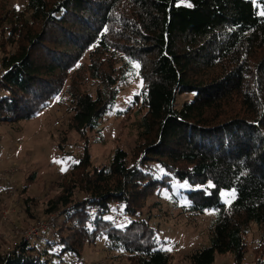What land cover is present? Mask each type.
Instances as JSON below:
<instances>
[{
  "label": "trees",
  "instance_id": "1",
  "mask_svg": "<svg viewBox=\"0 0 264 264\" xmlns=\"http://www.w3.org/2000/svg\"><path fill=\"white\" fill-rule=\"evenodd\" d=\"M136 67L143 86L120 112L134 115L133 150L98 165L85 144L50 180L61 192L44 214L57 217L0 243V264H83L89 247L171 264L149 209L161 202L147 206L165 190L184 212H214L190 264H215L218 253L264 264V0H0V125L57 100L66 133L100 136ZM67 142L62 133L61 150Z\"/></svg>",
  "mask_w": 264,
  "mask_h": 264
},
{
  "label": "rangeland",
  "instance_id": "2",
  "mask_svg": "<svg viewBox=\"0 0 264 264\" xmlns=\"http://www.w3.org/2000/svg\"><path fill=\"white\" fill-rule=\"evenodd\" d=\"M24 1L12 0V4L23 5ZM142 86L143 81L136 67L130 77L119 85L116 106L103 119L104 128L100 136L88 132L87 138L81 139L75 132L66 133L63 127L67 119L65 109L57 100L36 117L21 121L15 128L0 125V243L9 244L18 237L29 238L34 236L33 233L38 235L47 227L48 220L57 217V214H44L47 201L61 192L59 186L50 183V180L56 175H59L57 180L62 179L71 163L82 155L85 144H88L89 152L98 165L108 163L118 147L128 152L133 150L136 140L134 115L120 112L132 105ZM192 97V94H184L179 99L183 101ZM62 133L67 135L66 151L59 146ZM168 195L165 190L160 196H151L147 206L161 202L149 209L159 229V237L166 241V248L171 252V264H190L189 254L207 242L215 215L211 210L200 214L184 212L169 201ZM24 199L30 205L24 203ZM121 218L125 219L123 215ZM259 236L258 226L252 225L247 234V262L253 259ZM100 248H87L82 263L129 264V258L122 255L123 252ZM215 264H233V257L230 253H218Z\"/></svg>",
  "mask_w": 264,
  "mask_h": 264
},
{
  "label": "built area",
  "instance_id": "3",
  "mask_svg": "<svg viewBox=\"0 0 264 264\" xmlns=\"http://www.w3.org/2000/svg\"><path fill=\"white\" fill-rule=\"evenodd\" d=\"M38 229H39V228H38ZM38 229H37V230H38ZM37 230H34V232H36Z\"/></svg>",
  "mask_w": 264,
  "mask_h": 264
}]
</instances>
